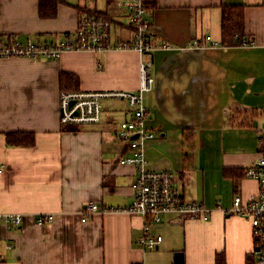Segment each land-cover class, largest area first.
<instances>
[{"label":"crops","instance_id":"0c3cea01","mask_svg":"<svg viewBox=\"0 0 264 264\" xmlns=\"http://www.w3.org/2000/svg\"><path fill=\"white\" fill-rule=\"evenodd\" d=\"M153 1L148 12L159 47L152 54L154 84L145 102L146 123L156 136L145 143L147 161L173 172L177 190L186 201L207 207L209 218L165 214L152 224L150 233L163 239L152 249L139 243L142 216L108 211L85 219L81 212L91 200L113 206L133 202L137 166L121 163L132 149L116 136L132 110L126 97H106L99 122L63 123L61 75L76 76L78 88L70 91L133 92L140 87L146 55L110 48L68 51L55 59L0 58V212L24 215L18 227L0 223V264H174L179 252L184 264L255 261L251 219L228 209L236 195L247 204L260 194V181L231 177L224 169L248 167L260 156L264 0ZM104 2L62 0L56 15L45 17L40 0H0V39L55 43L77 28L81 15L101 13L112 22L113 40H130L133 27L122 7ZM235 4L244 5L245 33L253 41L223 46V5ZM195 39L200 44L189 47ZM163 42L173 49L161 48ZM237 110L253 116L233 122L229 117ZM185 128L195 132L192 151ZM13 131L33 132L34 144L8 143ZM40 212L55 218L39 225Z\"/></svg>","mask_w":264,"mask_h":264},{"label":"built area","instance_id":"2783aa9c","mask_svg":"<svg viewBox=\"0 0 264 264\" xmlns=\"http://www.w3.org/2000/svg\"><path fill=\"white\" fill-rule=\"evenodd\" d=\"M119 4L125 12L129 24L133 27V37L130 40L112 38V22L96 14H83L78 20V26L72 33H67L59 41L52 43L43 40L15 37L8 41L0 39V58L28 57L51 58L60 57L68 51L102 52L110 48L132 49L146 55L140 63V87L137 91H62L61 111L63 123H95L102 118L103 99L106 97H126L129 101L132 116L119 123L116 136L129 144L132 154L121 159V163L137 166V174L132 182L134 200L127 206L106 205L91 200L82 207L84 218L108 211H125L144 218V232L139 243L146 248H158L163 239L150 233L152 224L161 222L167 213L179 215L200 216L208 219L210 212L199 202H188L177 190L175 175L170 170L157 169L150 166L145 153V143L156 136L146 123L148 107L146 93L153 88L154 78L150 67L152 54L159 47L152 40V25L145 0H111ZM1 33V31H0ZM199 39L189 43V47L199 45ZM217 44V42H213ZM163 49H173L168 42L160 45ZM260 156L247 167L245 175L255 177L260 181L261 192L253 196L247 204L236 195L228 213H236L249 217L255 240L257 255L253 264H264V128L260 133ZM3 166H0V172ZM55 214L40 212L36 216L39 225H45L54 220ZM24 215L21 212H0V223L7 228L22 224ZM11 247L10 244L7 245ZM1 255V250H0Z\"/></svg>","mask_w":264,"mask_h":264},{"label":"trees","instance_id":"16d2710c","mask_svg":"<svg viewBox=\"0 0 264 264\" xmlns=\"http://www.w3.org/2000/svg\"><path fill=\"white\" fill-rule=\"evenodd\" d=\"M62 0H40V12L42 16L53 17L57 13V7ZM148 9L154 4L153 0H145ZM244 5H223L222 14V40L220 44L223 46H241L244 44H251L253 41L252 36L245 33V16ZM101 14V13H100ZM97 14L110 20L104 14ZM78 88L77 78L74 74L63 73L61 75V90L70 91ZM253 115L244 110L242 114L240 111H233L230 115V119L242 124L247 117ZM228 118V120H229ZM243 119V121H241ZM250 124H252L250 122ZM185 144L186 148L192 151L195 149V132L191 128H185ZM7 140L10 144L15 145H33L35 142V135L33 132L13 131L7 133ZM247 167L245 168H225L224 172L231 177L240 176L245 174ZM220 262V261H219Z\"/></svg>","mask_w":264,"mask_h":264},{"label":"water","instance_id":"95a60500","mask_svg":"<svg viewBox=\"0 0 264 264\" xmlns=\"http://www.w3.org/2000/svg\"><path fill=\"white\" fill-rule=\"evenodd\" d=\"M174 264H184V255L182 252L175 254V262Z\"/></svg>","mask_w":264,"mask_h":264},{"label":"rangeland","instance_id":"374dc122","mask_svg":"<svg viewBox=\"0 0 264 264\" xmlns=\"http://www.w3.org/2000/svg\"><path fill=\"white\" fill-rule=\"evenodd\" d=\"M105 1V0H104ZM103 0H101V3L103 2L104 4H105V2H104Z\"/></svg>","mask_w":264,"mask_h":264}]
</instances>
